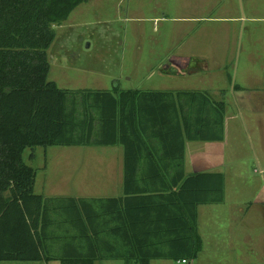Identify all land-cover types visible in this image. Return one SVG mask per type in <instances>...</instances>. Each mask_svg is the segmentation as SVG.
Instances as JSON below:
<instances>
[{"label":"trees","instance_id":"obj_1","mask_svg":"<svg viewBox=\"0 0 264 264\" xmlns=\"http://www.w3.org/2000/svg\"><path fill=\"white\" fill-rule=\"evenodd\" d=\"M87 2L0 0V263L194 261L203 248L198 207L224 203L225 175H187L186 143L223 141L225 104L208 91L70 90L49 81L54 26ZM118 144L124 198L35 192L27 149ZM131 159H146L144 169L167 183L149 176L133 188Z\"/></svg>","mask_w":264,"mask_h":264},{"label":"rangeland","instance_id":"obj_2","mask_svg":"<svg viewBox=\"0 0 264 264\" xmlns=\"http://www.w3.org/2000/svg\"><path fill=\"white\" fill-rule=\"evenodd\" d=\"M242 1L88 0L54 26L56 38L48 50V80L63 89L224 91L227 203L201 211L203 248L190 264H264V249L246 238L264 237V46L253 39L259 25L253 17H264V0ZM111 150L37 147L25 151L24 161L37 171L35 192L46 195L48 189L76 186L63 180L76 170L60 160L96 170L95 158ZM247 209L252 213L246 216ZM220 210L232 225L224 233L216 220Z\"/></svg>","mask_w":264,"mask_h":264},{"label":"crops","instance_id":"obj_3","mask_svg":"<svg viewBox=\"0 0 264 264\" xmlns=\"http://www.w3.org/2000/svg\"><path fill=\"white\" fill-rule=\"evenodd\" d=\"M253 24H259L254 26L253 34L256 36L253 38L257 42L259 41L262 43V46H264V17H253ZM185 67H190V58L183 59ZM192 73V72H190ZM189 73V74H190ZM184 74V73H182ZM243 90L242 88H240ZM133 90V89H131ZM159 91H180V90H159ZM194 91H208L211 93L213 100L216 102H222L225 104L224 98H223V90H194ZM240 92V91H238ZM226 104H225V129H226ZM226 138V133H225ZM226 139H224L221 142H187L186 143V150H185V172L187 175L191 174H197V173H222L225 175V201L223 204H213V205H201L198 207V231L200 233V236L202 235L200 232V218H201V211L209 207L212 209L214 206H225L227 203V195H226V185H227V173L225 171V150H224V144ZM201 143V144H200ZM195 144H198L199 146H194ZM191 145V146H190ZM201 145V146H200ZM79 147V146H76ZM92 147V146H88ZM110 147L111 152L102 154L101 158H95L94 163H98V168L95 170L94 167H91L90 165H87V169L81 166L72 168L71 167V159L67 160H60L63 161L65 164V168H69L70 170H76L72 171L68 177H65L63 179V176H61L60 180L68 181L72 179V182L75 183L76 186L74 188H67V190L63 189H48L47 194L43 195L45 197H71V198H83V199H111V198H124L125 196V148L123 145H115V146H106ZM140 149L142 152H147V149L149 148H136ZM190 149V150H189ZM106 156V157H105ZM97 159V160H96ZM168 162V161H166ZM129 163L131 166L136 167L137 169L133 172V180H134V186L138 187V184H144L145 181H149V176H153L152 180H157L159 187H163L164 182L167 183V180L162 178L156 170L155 167H151V165L148 167L149 170H145L147 164L146 159L137 160V159H131L129 160ZM88 164V163H87ZM167 164V163H166ZM41 168H44L46 170L49 167V164L45 163L44 165H41ZM56 174L59 175V171L55 170ZM53 174V171H52ZM78 175L79 177L76 178ZM76 178V179H75ZM37 179V178H36ZM77 183V184H76ZM169 183V182H168ZM78 185V186H77ZM156 186V185H155ZM73 190V191H72ZM42 195V194H40ZM264 211V209H263ZM252 211L250 209H247L244 212V215L251 214ZM217 215V221L221 222L223 225L222 231L223 233L226 231H230L232 225H227V222H225L224 219V213L223 210L217 211L215 213ZM253 235V234H252ZM248 235L246 238L248 240L253 241L254 239V246L257 250L264 249V237L262 235ZM231 235L225 236V238L229 239ZM254 237V238H253ZM202 238V236H201ZM203 239V238H202ZM199 259V257L194 261H187V263H182V261H175L177 264H190L191 262H196ZM124 261V260H122ZM157 260H153L152 262H155ZM165 261H173V260H165ZM69 261H61V260H54L50 262H36V263H25V262H18L20 264H64ZM79 262V261H75ZM94 264H102V263H109L113 264L115 262H119V260H96L94 261ZM126 264H132L127 263ZM151 262V264H152ZM5 262H1L0 264H4Z\"/></svg>","mask_w":264,"mask_h":264},{"label":"water","instance_id":"obj_4","mask_svg":"<svg viewBox=\"0 0 264 264\" xmlns=\"http://www.w3.org/2000/svg\"><path fill=\"white\" fill-rule=\"evenodd\" d=\"M240 4L243 5V1L242 0H240Z\"/></svg>","mask_w":264,"mask_h":264},{"label":"built area","instance_id":"obj_5","mask_svg":"<svg viewBox=\"0 0 264 264\" xmlns=\"http://www.w3.org/2000/svg\"><path fill=\"white\" fill-rule=\"evenodd\" d=\"M182 263H187V261L183 260Z\"/></svg>","mask_w":264,"mask_h":264}]
</instances>
